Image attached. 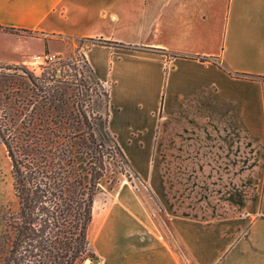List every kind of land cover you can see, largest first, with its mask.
<instances>
[{
  "label": "crops",
  "instance_id": "crops-1",
  "mask_svg": "<svg viewBox=\"0 0 264 264\" xmlns=\"http://www.w3.org/2000/svg\"><path fill=\"white\" fill-rule=\"evenodd\" d=\"M0 28L49 54L89 42L109 91L143 189L96 195L90 264H264V0H0Z\"/></svg>",
  "mask_w": 264,
  "mask_h": 264
},
{
  "label": "trees",
  "instance_id": "trees-1",
  "mask_svg": "<svg viewBox=\"0 0 264 264\" xmlns=\"http://www.w3.org/2000/svg\"><path fill=\"white\" fill-rule=\"evenodd\" d=\"M109 113L97 80L0 67V141L12 177V197L0 204V264H80L90 255L96 195L126 174L117 157L133 172L108 130L109 142L96 133Z\"/></svg>",
  "mask_w": 264,
  "mask_h": 264
},
{
  "label": "rangeland",
  "instance_id": "rangeland-1",
  "mask_svg": "<svg viewBox=\"0 0 264 264\" xmlns=\"http://www.w3.org/2000/svg\"><path fill=\"white\" fill-rule=\"evenodd\" d=\"M7 33H15L18 32H8L4 30H0V67H20L24 68L30 72H33L36 76L39 77H49V76H60V74L64 75H77L79 80L81 78L88 79L91 84L95 82V79L85 63L83 51L86 49L90 43L85 41H77V42H68L65 47H61L57 52L58 60L53 64H42L41 62L35 61L34 57L38 54H42L45 52L44 47L41 42L35 40L28 39H15L9 37H1L3 34ZM29 36L28 34H24ZM50 47V51L56 48V45ZM52 49V50H51ZM99 139L104 142H109L107 137V126L105 123V119H102L98 122V127L96 131ZM117 162L120 163L122 168L125 170V175H118L117 181L119 178H122L124 182L127 180L138 185L143 189V186L136 179L133 172L123 163H121L120 157H117ZM116 171V169H115ZM128 175V176H127ZM117 183V182H116ZM248 183V181H247ZM111 184H104L102 191L99 195L101 198L104 197L105 194L109 193L108 189L111 188ZM257 187L251 185L246 186V192L248 195L254 193ZM155 204L158 205L159 208H155L157 214L155 216V220L157 221V225L169 226V220L164 218L160 210L162 209L161 204L158 202L157 198L152 195ZM12 197V177H11V164L10 160L7 156L6 149L4 145L0 141V204ZM220 208H222L225 212H232L231 207L219 204ZM203 210H208L209 206L203 204ZM90 255L86 257V259L80 264H88L87 260H93V253L89 248Z\"/></svg>",
  "mask_w": 264,
  "mask_h": 264
},
{
  "label": "built area",
  "instance_id": "built-area-1",
  "mask_svg": "<svg viewBox=\"0 0 264 264\" xmlns=\"http://www.w3.org/2000/svg\"><path fill=\"white\" fill-rule=\"evenodd\" d=\"M34 60L41 62L42 64H53L58 60V56L55 54L44 53L36 55Z\"/></svg>",
  "mask_w": 264,
  "mask_h": 264
},
{
  "label": "water",
  "instance_id": "water-1",
  "mask_svg": "<svg viewBox=\"0 0 264 264\" xmlns=\"http://www.w3.org/2000/svg\"><path fill=\"white\" fill-rule=\"evenodd\" d=\"M87 263H88V264H90V263H91V261H90V260H87Z\"/></svg>",
  "mask_w": 264,
  "mask_h": 264
}]
</instances>
